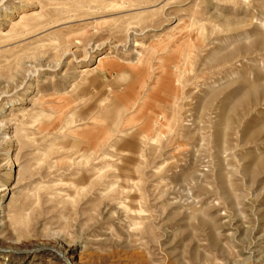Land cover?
I'll return each instance as SVG.
<instances>
[{"label":"rangeland","instance_id":"rangeland-1","mask_svg":"<svg viewBox=\"0 0 264 264\" xmlns=\"http://www.w3.org/2000/svg\"><path fill=\"white\" fill-rule=\"evenodd\" d=\"M263 1L0 0V255L264 264Z\"/></svg>","mask_w":264,"mask_h":264},{"label":"bare ground","instance_id":"bare-ground-1","mask_svg":"<svg viewBox=\"0 0 264 264\" xmlns=\"http://www.w3.org/2000/svg\"><path fill=\"white\" fill-rule=\"evenodd\" d=\"M264 2V1H263ZM31 12H28L27 11V13L26 12H19L20 13V15H19V19H17L16 21H15V23H19V21H22V20H25V18L26 17H28V16H32V17H35L36 16V12H39V11H36V12H34V11H32V10H30ZM41 14V13H40ZM30 18V17H29ZM28 19V18H27ZM30 20V19H29ZM27 21V20H26ZM12 23H14V21L12 22ZM11 23V24H12ZM28 23H32L31 21L30 22H28ZM20 24V23H19ZM23 24H25V23H23ZM35 24V23H34ZM13 25V24H12ZM25 25H27V24H25ZM33 24H31L30 25V27L32 26ZM11 26V25H10ZM13 26H15V25H13ZM13 26H11V27H13ZM18 26V25H17ZM28 27V26H27ZM33 27V26H32ZM35 27V26H34ZM29 28V27H28ZM28 30V29H27ZM45 30V29H44ZM8 31H10V30H8ZM12 31H14V29L12 30ZM17 31V30H16ZM4 32V31H3ZM7 32V31H6ZM23 31H21V33H22ZM2 33V32H1ZM14 33H15V31H14ZM20 33V34H21ZM6 36H7V34H5ZM4 36V35H3ZM16 36H17V32H16ZM176 46H178V45H176ZM99 61H100V59L98 58V60H97V64L99 63ZM94 68H96V65H94V66H90V67H83V68H81L80 70H79V72H81V74L82 73H87V72H89V71H91V70H93ZM72 86V85H71ZM102 157H104V154H103V156H96L95 158H94V161H99ZM12 165V164H11ZM109 166L111 165L112 167H116V162H112V164H108ZM97 166V165H96ZM99 167V166H98ZM98 167H96L95 168V170L97 169V171H98ZM8 169H9V174H11V168H10V164L8 165ZM94 170V169H93ZM96 172V171H95ZM128 174V173H127ZM129 198H130V194H132V192H134L135 190H136V188H135V186L134 185H130V187H129ZM109 205V204H108ZM1 206V205H0ZM4 206V205H3ZM117 207L120 209H122L123 210V212L126 214V215H128L129 216V218H134V219H136L137 218V216H140V218H142L143 217V214H142V209H141V207H140V205H139V202H138V199H131L130 198V201H128V202H123V200L122 201H120L118 204H117ZM4 210H2V208H1V211L0 212H3ZM139 214V215H138ZM4 216V215H3ZM0 221H1V223L2 224H4L3 223V221H2V215H0ZM1 225V224H0ZM2 226V225H1ZM5 226V225H4ZM3 226V227H4ZM61 242V241H60ZM64 242H62V244H63ZM75 244H68V245H63V246H61V249H62V254H66L70 259H72V257H75V255H74V249H75ZM42 255H36V257H32L31 259H29V260H24V259H22V260H20V262L19 263H16V264H34V262L35 263H38L40 260H41V257ZM49 256V255H48ZM51 256V255H50ZM0 258L2 259V262L1 263H3V264H11L12 263V257L10 256V253H2L1 255H0ZM30 258V257H29ZM77 258H78V256H77ZM26 259V258H25ZM51 258L50 257H48L47 258V260H46V262H48V260H50ZM77 261L79 260V258L78 259H76ZM77 261H72V263L71 264H79Z\"/></svg>","mask_w":264,"mask_h":264}]
</instances>
